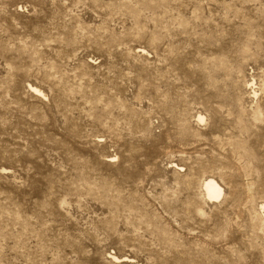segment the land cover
<instances>
[{"label":"rangeland","instance_id":"obj_1","mask_svg":"<svg viewBox=\"0 0 264 264\" xmlns=\"http://www.w3.org/2000/svg\"><path fill=\"white\" fill-rule=\"evenodd\" d=\"M263 213L264 0H0V264H264Z\"/></svg>","mask_w":264,"mask_h":264},{"label":"bare ground","instance_id":"obj_2","mask_svg":"<svg viewBox=\"0 0 264 264\" xmlns=\"http://www.w3.org/2000/svg\"><path fill=\"white\" fill-rule=\"evenodd\" d=\"M199 119L201 120L202 117L198 116ZM203 192L205 198L208 200H216L221 196L222 193V188L220 185L212 178H208L203 182L202 185ZM263 221H264V213H263Z\"/></svg>","mask_w":264,"mask_h":264}]
</instances>
